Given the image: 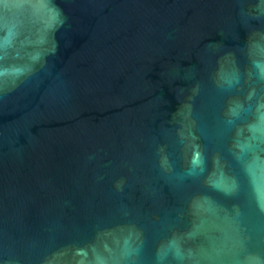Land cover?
<instances>
[{
	"label": "water",
	"instance_id": "1",
	"mask_svg": "<svg viewBox=\"0 0 264 264\" xmlns=\"http://www.w3.org/2000/svg\"><path fill=\"white\" fill-rule=\"evenodd\" d=\"M0 264H264V0H0Z\"/></svg>",
	"mask_w": 264,
	"mask_h": 264
}]
</instances>
